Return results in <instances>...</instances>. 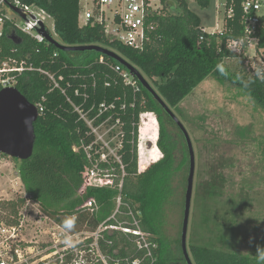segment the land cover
<instances>
[{
	"label": "trees",
	"instance_id": "16d2710c",
	"mask_svg": "<svg viewBox=\"0 0 264 264\" xmlns=\"http://www.w3.org/2000/svg\"><path fill=\"white\" fill-rule=\"evenodd\" d=\"M14 1L43 11L52 20L59 43L71 47L98 45L117 53L144 78L155 83L157 93L169 108L176 109L210 76L238 88L264 108V68L243 69L246 50L242 48L237 55L227 49L228 43L238 41L244 34L241 0H233V15L227 17L225 14L224 29L213 34L204 32L198 16L188 9L190 0H174L172 11L151 19L152 29L141 51L109 41L97 24L79 26V0L6 2L11 4ZM192 1L202 9L210 4V0ZM11 25L10 21L3 23L0 63L9 59L24 62L25 70L16 76L15 88L29 103L43 107L34 123L32 156L24 161L14 159L25 192L39 204L47 217L69 233H76L83 227L95 232L104 222L106 225L115 224L110 216L119 197L118 211L130 213L125 217V226L144 234L146 242L140 240V236L121 231H103L97 249L106 262L170 264L163 258L164 241L158 227L161 205L167 194L166 175L173 163L162 126L153 136L154 155L142 158L138 155L137 158L140 115L152 113L160 121L162 114L166 113L141 84L136 93L124 85L114 68L117 65L125 68L111 58L94 51L61 52L49 43H37L12 29ZM258 25L256 48L264 50V16L260 17ZM231 59L236 60L235 66L225 63ZM217 65H222L224 71H219ZM30 66L32 70L27 69ZM45 73L58 81L60 89L53 87ZM101 103L114 104L110 115L122 123L123 146L118 151L120 163H113V174L117 175L115 184L118 187L121 178L122 185L120 189L87 188L79 195L83 186L81 174L88 166L80 141L87 145L92 137L87 136L88 128L79 121L73 107L84 112L93 107L90 112V118H93ZM74 147L78 151L74 152ZM89 199L95 200L98 206L93 214L81 208ZM21 203L18 198L17 204ZM60 204L64 205L63 212L53 210ZM16 206L13 204L12 208ZM92 242L93 239L89 238L84 244ZM190 251L194 264H259L247 257L194 245L190 246ZM92 264L103 263L97 260Z\"/></svg>",
	"mask_w": 264,
	"mask_h": 264
},
{
	"label": "rangeland",
	"instance_id": "374dc122",
	"mask_svg": "<svg viewBox=\"0 0 264 264\" xmlns=\"http://www.w3.org/2000/svg\"><path fill=\"white\" fill-rule=\"evenodd\" d=\"M85 1L81 0L82 6ZM188 9L198 16L204 32L213 34L224 29L225 10L222 0H210L206 9L200 8L190 0ZM5 13L20 22L9 9L5 8ZM35 13L45 19L46 29L52 38L59 42L52 20L39 12ZM260 14L264 15V7ZM79 24L82 25L83 22L80 20ZM244 58L243 69L247 71L262 67L264 62L260 54L249 53ZM235 62V59L225 61L230 66H235ZM145 79L157 93L155 83ZM155 81L159 83V80ZM170 109L187 131L194 150L195 172L186 238L192 263L194 264L190 246L194 245L247 257L264 264V260L257 255L258 249H264V108L238 88L210 76L195 87L176 109ZM145 115H151L150 117L156 121L153 123L152 120L147 130V139L155 143L154 133L156 131L157 134L162 126L173 159L166 175L167 194L161 205L158 222L159 232L164 241L163 258L170 264H186L180 245L189 171L185 140L168 115L163 113L161 120L158 121L155 114L146 113L139 119L137 158L141 144L139 131ZM116 133L118 129H112L111 134L114 135L109 137L112 141L110 150L104 151L111 155L112 162H116L111 154H115L111 150L117 144ZM147 144L148 142H144L145 148ZM154 148L156 147L146 155H154ZM92 154L96 156L95 152ZM17 166L14 159L0 154V189L5 190L13 199H17L18 193H22L24 189ZM137 171L141 173L139 168ZM12 186L19 192L12 190ZM119 206L120 203L116 199L110 216L117 227L126 225L125 217L130 215L128 212L117 211ZM64 209V205L60 204L53 210L63 212ZM27 212L28 224L35 230L33 235L35 241H39L41 245L46 243L45 245L53 246L49 233L53 232L54 222L49 217L47 219L43 217L41 208L42 217L35 208H28ZM102 230L100 228V231ZM95 232L92 233L83 227L76 232L78 237L65 244L74 248V253L77 254L75 258L82 260L84 264L96 263L97 259L103 264H108L95 245L96 237L93 235ZM89 238L93 239V242L89 245L83 244V241ZM141 238L140 240L146 242L144 234H141ZM80 240L83 244L81 249L87 247L89 250L81 251L75 248ZM60 241L63 242L64 238Z\"/></svg>",
	"mask_w": 264,
	"mask_h": 264
},
{
	"label": "built area",
	"instance_id": "2783aa9c",
	"mask_svg": "<svg viewBox=\"0 0 264 264\" xmlns=\"http://www.w3.org/2000/svg\"><path fill=\"white\" fill-rule=\"evenodd\" d=\"M6 1L7 0H0V36L3 33L4 21H10L12 29L30 37L39 44H48L44 37L37 32L40 26L46 29L45 19L40 18L39 14L35 12L45 15L47 19L49 17L43 11L21 5L18 1H14L10 5L29 14L26 20H22L16 15L18 19H20V22H17L15 19L6 15L5 8L9 9ZM173 1L174 0H86L85 4L82 6L81 0H79L78 24L80 20L83 24H79V26L97 24L102 27L104 37L109 41H115L127 48L141 51L148 41L149 31L152 29L151 19L154 16L164 15L172 11L171 7ZM222 1L226 16L231 17L233 15V0ZM263 7L264 0H241L244 34L238 41L228 43V50L238 55L243 48L246 50L245 55L249 53L252 55L260 54L264 58V50H258L256 48L258 43L256 33L261 17L260 11ZM24 65V62H17L12 59L0 63V90L15 88L16 76L20 75L25 70ZM262 68H264V62H262ZM27 69L32 70V67L30 66ZM114 70L121 77L124 85L132 88L135 93L139 91L140 83L137 79H134L129 71L122 69L118 65ZM45 74L51 81L53 87L60 89L58 81L52 75L48 73ZM61 92L63 93V91ZM35 107L38 114L43 111L41 105ZM114 108V104L101 103L96 108L97 112L95 116L90 118V112L93 110V107L87 112H84L79 107H73L74 111L78 114L79 121H82L88 128V132L86 133L87 136L92 137V141L87 145L84 144L83 141H80V148L88 161V166L84 168L81 174L83 186L78 192L79 195H82L87 188H121L122 179L120 178L118 187L114 181L117 177L113 174V163H120L118 151L121 150L123 146V133L120 119L116 117L113 120L112 115H110V112ZM144 114L140 115V119ZM114 128L118 129V133L115 135L117 144L113 147V150H111V152H115V154H111L115 157L116 162H112L111 155L104 152L105 150H110L112 141L109 137L114 135L111 134ZM72 150L75 152L78 151V148L74 147ZM99 151L101 152L100 154ZM92 152H95L96 156L93 155ZM104 165H106L107 168H105ZM122 169L121 167V170ZM16 184L17 183H15V186ZM15 186H12V190L19 192L15 189ZM18 194V198L22 200L21 205L17 204L18 198L13 199L5 190L0 189V264H84L82 260H77V258H75L77 254L74 253V248L72 249L71 246L65 244L72 238L78 237V235L76 233H69L56 223H53V232L49 233V235L52 236L53 246L45 245L46 243L41 245L39 241H35L33 237L35 230H32V227L28 224L27 209L35 208L38 214H40L39 204L33 201L31 196L28 195L24 189L22 193L19 192ZM117 201L120 203L119 197ZM13 204L17 205L15 209L12 208ZM81 208L85 211L87 210V212L89 211L91 214L98 210L97 203L93 199L86 200ZM43 217L47 219V216L44 214ZM100 228L103 230L100 231ZM117 229L126 234L140 236V239H142V233L138 230L129 229L125 225H120V227L114 224L106 225L104 222L99 225L97 232L93 234L96 237L95 245L97 246V241L101 238L103 231ZM61 238H64L63 242L60 241ZM81 242L82 240L78 242L75 248L82 251L81 248L85 241H83V244ZM63 244L64 246H62ZM87 261H89V259H87ZM133 264H138V261H135Z\"/></svg>",
	"mask_w": 264,
	"mask_h": 264
},
{
	"label": "water",
	"instance_id": "95a60500",
	"mask_svg": "<svg viewBox=\"0 0 264 264\" xmlns=\"http://www.w3.org/2000/svg\"><path fill=\"white\" fill-rule=\"evenodd\" d=\"M11 12L22 20H26L29 14L23 10L8 4ZM37 32L44 37L47 43L53 45L61 52H83L94 51L100 55L107 56L121 64L129 73L135 77L141 86L149 92L152 98L160 105L169 118L176 124L183 134L188 153L189 171L186 182V191L184 197V214L181 225L180 245L183 259L186 264H193L187 250V230L189 223V214L191 207L193 180L195 172L194 150L187 131L184 126L173 114L171 109L162 100V98L152 89L144 76L127 61L121 58L117 53L98 45L90 46H66L55 41L49 31L43 26ZM38 119L37 109L29 103L27 99L16 88H5L0 90V154L11 159L24 161L32 156L35 132L34 123ZM153 144L148 142L147 148L152 149Z\"/></svg>",
	"mask_w": 264,
	"mask_h": 264
},
{
	"label": "bare ground",
	"instance_id": "6f19581e",
	"mask_svg": "<svg viewBox=\"0 0 264 264\" xmlns=\"http://www.w3.org/2000/svg\"><path fill=\"white\" fill-rule=\"evenodd\" d=\"M149 115V114H148ZM144 116L143 117V120H142V128H141V130L139 131V138H140V142H141V144L139 145V150H138V155L142 158V157H144V155L146 156V154L147 153H150V151L151 150H153V147L155 146V143H153V141H151L152 142V144H153V147H152V149H148V148H145L144 147V142H150L149 141V139H147V133H148V129H149V126L151 125V123H152V120H153V118H151L150 116ZM144 160H145V158H144Z\"/></svg>",
	"mask_w": 264,
	"mask_h": 264
},
{
	"label": "clouds",
	"instance_id": "9594fccd",
	"mask_svg": "<svg viewBox=\"0 0 264 264\" xmlns=\"http://www.w3.org/2000/svg\"><path fill=\"white\" fill-rule=\"evenodd\" d=\"M219 71L223 72L224 68L222 65H217ZM257 255L261 260H264V249H258Z\"/></svg>",
	"mask_w": 264,
	"mask_h": 264
},
{
	"label": "crops",
	"instance_id": "0c3cea01",
	"mask_svg": "<svg viewBox=\"0 0 264 264\" xmlns=\"http://www.w3.org/2000/svg\"><path fill=\"white\" fill-rule=\"evenodd\" d=\"M261 16H264V15H261ZM204 30V29H203Z\"/></svg>",
	"mask_w": 264,
	"mask_h": 264
}]
</instances>
